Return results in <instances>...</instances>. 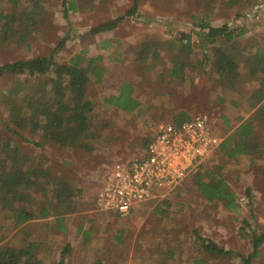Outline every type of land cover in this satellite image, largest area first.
Masks as SVG:
<instances>
[{"label":"rangeland","instance_id":"1","mask_svg":"<svg viewBox=\"0 0 264 264\" xmlns=\"http://www.w3.org/2000/svg\"><path fill=\"white\" fill-rule=\"evenodd\" d=\"M16 1L19 5L31 3L30 0ZM70 1L66 0V3ZM132 2L94 0L90 10L69 11L65 17L63 0H44L43 6H40V16L44 20L34 26L35 32L25 37L26 42H20L18 35L10 37L8 43H0L1 65L48 55L58 49L63 38L69 36L64 48L56 54L58 63H67L71 56L84 49L88 57H104L102 63L107 66V74L103 88L95 87L100 91L93 94L100 102L110 94L117 95V88L130 79L135 90L134 96L143 104L142 111L130 115L113 107L102 106L93 126L101 130L104 136L96 142L90 140L83 148L66 150L51 142L42 143L39 137L25 132L15 137L20 148L36 164L50 170L52 176L63 175L76 182L82 191L83 210L67 217L65 232L58 233L34 222L27 230L22 229L11 236L10 240L12 243H23L27 239L48 241L51 249L40 253L44 264H57L60 251L68 243L72 250L65 264H92L98 261L106 264H191L189 257L194 251V244L199 243L194 233L197 231L201 237L213 240L233 252V259L211 264H234L238 262L235 259L236 253L248 256L251 252L250 239L241 230L242 222L247 220L258 232L264 231V179L258 173V167L248 164L246 156L227 162L215 153L197 169L214 171L216 167L222 166L218 176L225 179L238 198L236 209L232 211L201 200L196 191L187 188L197 170L180 186L188 191L186 196L178 198L184 200L175 198L176 190L160 201L162 208L169 202L173 203L168 215L154 214L153 210L160 202H150L140 204L130 215L121 218L116 214L97 211L93 200L105 171L117 162L128 163L141 156L144 152L143 143L152 137L157 124L162 121L172 122L171 116H168L169 111L184 109L191 113V117L200 113L209 114L216 133L225 136L227 127L223 117L232 120L248 109L247 102L239 100L237 105L233 104L231 100L236 98L235 94L223 92L213 81H203V75L195 74L194 69H189L195 75L193 84L188 80L183 81V84H171L167 77L170 53H162L156 65L151 64L146 70L134 65L132 56L140 41L147 35L167 39L170 28H194L201 21L215 26L228 24L241 14L236 18V24L244 27L245 40H258L262 44L264 0H249L246 7L242 8L239 5L228 7L227 0H139V17L135 21L125 22L115 30L101 35L89 33L90 28L123 14ZM3 6H6L5 3ZM68 7L65 6V9ZM9 10H14L13 4H10ZM103 39L113 44L110 51L103 48ZM115 39L118 41L116 44ZM194 40V51L202 59L203 54L210 52L207 49L204 53ZM110 53L118 54L119 61H111L107 57ZM206 72L208 76L216 77L212 62L208 63ZM12 82L10 76L0 77V90ZM151 89L159 91L160 96ZM219 97L222 101H219ZM260 105L264 108V100ZM185 115L188 113L185 112ZM7 123V113L0 103V125ZM260 132L264 133L263 130ZM38 143L40 145H36ZM255 173L256 176L248 179L249 174ZM247 189L251 190V198L245 196ZM241 197L245 198L244 203L240 202ZM7 224V215L0 207V226L7 228ZM84 232L90 235L89 239ZM169 250L174 255L168 258L166 255ZM262 259L264 243L253 264H259Z\"/></svg>","mask_w":264,"mask_h":264},{"label":"trees","instance_id":"2","mask_svg":"<svg viewBox=\"0 0 264 264\" xmlns=\"http://www.w3.org/2000/svg\"><path fill=\"white\" fill-rule=\"evenodd\" d=\"M43 1L32 3L30 0V4L19 5L16 0H0V43H8L10 37L18 35L20 42H26L27 35L35 32L34 26L44 20L40 16ZM93 1L71 0L66 3L63 0L64 16L69 11L90 10ZM227 3L230 8L236 5L242 8L246 7L249 0H227ZM10 4L14 5V10H9ZM138 5L139 0H133L123 14L90 28L89 33L101 35L125 22L135 21L139 17ZM65 6L69 7L65 9ZM240 15L223 25L215 26L201 21L194 28L173 27L168 31L167 39L147 35L138 44L132 62L146 70L151 64L156 65L162 53H170L167 77L171 84H183L186 80L193 84L195 75L189 69H194L195 74L203 75V81H213L223 92L235 94L236 98L231 100L233 104L237 105L239 100L247 102L248 109L244 114L232 120L223 117L227 135L215 153L230 161L241 156L248 157L249 164L258 161L257 170L264 179V133L260 132L264 131V108L260 105L264 100V42L260 44L258 40H245L244 27L236 24V18ZM68 39L69 36L63 38L58 49L48 55L0 65V77L10 76L13 80L7 88L0 90V103L7 113L8 122L7 125H0V207L7 215L8 223L7 228L0 226V264H44L40 253L51 249L48 241L27 239L23 243H12L10 237L22 229L27 230L34 222L58 233L65 232L67 217L83 210L82 191L76 182L63 175L52 176L50 170L36 164L20 148L15 137L25 132L39 137L42 143L51 142L66 150L83 148L90 140L96 142L104 136L101 130L93 126L102 106L113 107L125 115L142 111L143 104L134 96L135 90L130 79L117 88V95L110 94L102 102L93 95L95 91H100L95 87L103 88L107 74L102 55L88 57L84 49L71 56L67 63H58L56 54L64 48ZM193 39L199 49L204 53L208 49L210 53L199 58L194 51ZM102 41L104 49L110 51L113 48L107 39ZM114 42L116 44L117 39ZM107 57L111 61H119L116 53H110ZM209 62H212L216 77L207 75ZM153 91L157 92L155 89ZM156 94L160 96L159 91ZM219 101H222L221 97ZM185 112L180 109L169 111L168 114L172 123L178 124L191 118ZM104 139L107 140L106 137ZM148 141L143 143L144 149ZM221 168L218 166L214 171L197 170L187 188L196 191L201 200L232 211L236 209L238 198L225 179L218 176ZM177 190L174 194L177 199L188 192L180 187ZM245 196L251 198L250 189L246 190ZM172 204L169 202L162 208L160 202L153 213L168 215ZM242 224L243 234H247L250 239L251 252L248 256L236 253L238 262L234 264H253L264 243V231L258 232L247 220ZM194 233L199 243L194 244V251L189 257L191 264H211L233 259L231 250L201 237L197 231ZM84 235L89 239L87 232ZM71 250L72 246L66 244L59 253L57 264H65ZM173 255L169 250L166 256L169 258ZM92 264L106 263L98 261ZM259 264H264V259Z\"/></svg>","mask_w":264,"mask_h":264},{"label":"built area","instance_id":"3","mask_svg":"<svg viewBox=\"0 0 264 264\" xmlns=\"http://www.w3.org/2000/svg\"><path fill=\"white\" fill-rule=\"evenodd\" d=\"M209 114L178 124L159 122L141 156L106 170L93 206L97 211L130 215L143 203L160 202L215 153L223 141ZM244 203L245 198L241 197Z\"/></svg>","mask_w":264,"mask_h":264},{"label":"crops","instance_id":"4","mask_svg":"<svg viewBox=\"0 0 264 264\" xmlns=\"http://www.w3.org/2000/svg\"><path fill=\"white\" fill-rule=\"evenodd\" d=\"M175 111H179V110H175ZM190 116H191V113L190 112H188V111H186ZM168 116H170L169 114H168ZM170 118V117H169ZM219 134V133H218ZM227 135V133L225 134V136ZM225 136L223 135V139L225 138ZM215 154V153H214ZM214 154H212V155H214ZM211 155V156H212ZM210 156V157H211ZM239 158H237L236 160H238ZM233 161V160H232ZM227 162H231L230 160H228ZM250 162L248 161V164H249ZM256 163L258 164V161L256 162H254V163H251V164H249V165H251L252 167H257V165H256ZM255 172V171H254ZM257 172V171H256ZM245 175H247V173L245 172ZM257 175V173H255V174H253V175H251V174H249L248 175V179H251V178H253L254 176H256ZM244 176V174H242V177ZM249 182V181H248ZM248 184V183H247ZM249 185H250V183H249Z\"/></svg>","mask_w":264,"mask_h":264}]
</instances>
